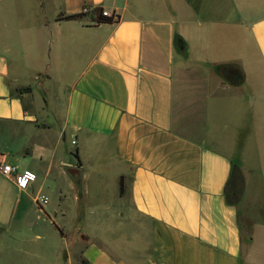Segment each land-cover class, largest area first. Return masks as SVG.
Instances as JSON below:
<instances>
[{"label":"crops","instance_id":"obj_1","mask_svg":"<svg viewBox=\"0 0 264 264\" xmlns=\"http://www.w3.org/2000/svg\"><path fill=\"white\" fill-rule=\"evenodd\" d=\"M3 164L0 264H264V0H0Z\"/></svg>","mask_w":264,"mask_h":264},{"label":"built area","instance_id":"obj_2","mask_svg":"<svg viewBox=\"0 0 264 264\" xmlns=\"http://www.w3.org/2000/svg\"><path fill=\"white\" fill-rule=\"evenodd\" d=\"M90 11L91 10L89 8L84 7L81 10V14L87 15L90 13ZM99 13L103 17H107V18H111V19L116 18V15L112 9H100ZM73 144H74V142H73ZM16 172H17L16 167H14L12 165H7V164L0 165V173L3 176L11 177L19 189H21V190L27 189L29 184L34 180L33 175H31L29 172H24L22 174H17ZM37 203L40 205L46 204L47 199L45 197H40L39 199H37Z\"/></svg>","mask_w":264,"mask_h":264},{"label":"trees","instance_id":"obj_3","mask_svg":"<svg viewBox=\"0 0 264 264\" xmlns=\"http://www.w3.org/2000/svg\"><path fill=\"white\" fill-rule=\"evenodd\" d=\"M95 15H96V23L97 24H102V23H105V24H111L113 22V20L111 18H107V17H103L100 15L99 11H96L95 12ZM76 18H80L79 16H70V17H67V19H76ZM174 43H175V46H176V50L181 53L182 55H184L185 51V45H184V42L178 37L176 36L175 39H174ZM74 156H76V153L74 154ZM232 169L233 171H237L238 170V164L236 162H233V166H232ZM122 185L120 184V194H122Z\"/></svg>","mask_w":264,"mask_h":264},{"label":"rangeland","instance_id":"obj_4","mask_svg":"<svg viewBox=\"0 0 264 264\" xmlns=\"http://www.w3.org/2000/svg\"><path fill=\"white\" fill-rule=\"evenodd\" d=\"M246 72H249V67L248 66H246ZM251 70H250V74L248 73V77L250 78V75H251ZM175 107H176V114H177V111H180V110H182L181 108L182 107H179L180 108V110H179V108H178V105L177 104H175ZM193 108V107H192ZM46 207V206H45ZM45 258H46V260H45V262H44V264H54V261H53V257L51 256V255H46L45 256Z\"/></svg>","mask_w":264,"mask_h":264}]
</instances>
